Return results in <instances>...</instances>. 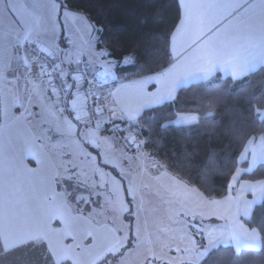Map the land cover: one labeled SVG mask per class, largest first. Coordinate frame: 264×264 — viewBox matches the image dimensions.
<instances>
[{
  "label": "crops",
  "instance_id": "1",
  "mask_svg": "<svg viewBox=\"0 0 264 264\" xmlns=\"http://www.w3.org/2000/svg\"><path fill=\"white\" fill-rule=\"evenodd\" d=\"M18 1L21 10L15 5V14L14 4L0 0V240L6 250L31 241L45 242L56 263L91 264L96 256L110 248L108 219L103 223L96 216L107 209L104 207L111 191L103 181L98 182L95 172L105 173L107 178L109 173L114 174L100 165L98 155L87 145L99 151L105 166L118 171L120 177L114 176L123 182L131 201L123 170L140 173L146 207L152 204L151 208L159 209L165 204L173 205L172 202L176 206L179 198L176 192L175 195L171 193L173 185H178L185 193V202L189 191L195 190L165 169L147 151L128 152L104 126L93 124L87 118L84 120V116L85 122L82 118L75 121L68 116L75 125L69 126L74 138L79 136L84 147L79 152L80 156L69 151L61 152L63 149L56 147L60 141L58 133L50 135L49 121L41 118L35 100L45 103L53 118H56L57 108L45 95L56 97L64 106L67 102L54 95L48 85L27 80L29 60L22 52V46L33 39H25L29 26L24 24L21 12H28L30 18L37 21V31L32 35L44 52L55 53V57L68 63L65 51L69 45L65 41L70 40L77 51L83 52L79 61H85L94 72L104 73L102 80L112 84L109 89L111 106L118 120L127 126L134 124L145 110L174 102L183 87L197 82H212L218 77L239 81L264 67V0H179L181 16L170 41L172 62L159 72L128 80L118 78L115 72L118 66L127 64L111 58L106 49L97 47L94 28L90 34L94 45L66 29L64 11L68 9H61L57 0L59 13L58 16L54 13L52 19L59 22L60 31L53 35L59 39L63 51L46 39H39L46 35L41 30L49 29L42 12L34 13L21 0ZM62 31L65 34L63 42L60 40ZM71 59L73 62L68 64L75 65L76 57ZM75 95L79 99L76 109L82 113L84 96L79 84L75 85L68 104ZM130 112L134 115L130 116ZM197 122L198 115L194 113H180L174 120L178 125ZM84 128L110 137L107 149L111 157H106L100 148L81 139L80 133ZM72 144L76 146L75 142ZM30 152L36 153L37 158L33 159ZM90 164H93V183L92 175L88 177L87 171ZM160 165L162 169H157ZM151 169L156 174H152ZM166 179L172 184L168 192L163 190ZM145 181L152 184L151 188L148 185L150 189ZM74 188H82L85 192L73 193ZM94 196L99 198L95 205L92 203ZM133 216L135 224L134 204ZM161 221L165 223V218L161 217Z\"/></svg>",
  "mask_w": 264,
  "mask_h": 264
},
{
  "label": "trees",
  "instance_id": "2",
  "mask_svg": "<svg viewBox=\"0 0 264 264\" xmlns=\"http://www.w3.org/2000/svg\"><path fill=\"white\" fill-rule=\"evenodd\" d=\"M61 9L83 14L94 27L97 47L106 49L110 57L122 61L131 56L133 62L116 68V76L128 80L159 72L172 62L171 36L181 16L179 0H57ZM60 40H65L64 31ZM75 89L66 99L68 101ZM264 109V67L239 81L220 78L212 82H197L181 88L174 102L145 110L128 130L139 132L143 149L160 162L165 169L208 198L228 195L238 160L252 137H264V119L258 110ZM180 113L198 115L192 125L174 123ZM1 122V97H0ZM126 126L125 123H122ZM106 131L112 132L104 127ZM95 152L100 165L115 176V168L105 166L99 151ZM247 164H243L245 166ZM264 179V163L251 172L241 175V180ZM129 205L125 220L130 230L124 250L108 254L97 264H105L112 257L120 261L124 251L134 247L133 204L125 187ZM250 228L258 230L261 237L259 249L231 245L213 247L199 264H264V196L244 220ZM0 264H71L56 263L45 242L31 241L12 249H4L0 240Z\"/></svg>",
  "mask_w": 264,
  "mask_h": 264
},
{
  "label": "rangeland",
  "instance_id": "3",
  "mask_svg": "<svg viewBox=\"0 0 264 264\" xmlns=\"http://www.w3.org/2000/svg\"><path fill=\"white\" fill-rule=\"evenodd\" d=\"M21 1L23 5L34 11V13L41 11L42 16L47 18L49 30L53 34L55 32L59 33L60 24L57 20L53 21L52 19L54 13L56 16H58L59 13V5L55 0ZM18 2L20 1L16 0L14 3L13 11L15 14V5L21 10V6H19ZM21 15L25 25L33 26L37 29V21H33L30 15H28V12H21ZM64 17L67 25L66 29L70 33L77 35V37L82 40L85 38L87 42L90 41V43L94 45V40L90 39L91 30H93L94 27L85 15L65 10ZM34 33H36V31ZM32 41L38 43L35 39L31 40V42ZM48 47V49L51 48L50 50L54 51L51 46ZM45 96L52 104H55L54 106L57 108L55 112H58L55 114L56 118H53L52 114L48 112L49 109L47 105L35 100L38 104L41 118L49 121L50 135L54 136L57 133L53 125L59 126L61 129L65 130L62 132L63 141L66 144L75 142L77 148L76 155L78 156L79 152L83 150L84 147L79 141V136L75 139L72 130L70 132L66 131L69 126H75L68 117L69 114L66 112V107L60 104L56 97L47 94ZM70 102L71 103L68 104V109L73 111V115H81L80 118L84 116V120H86L87 117L85 115L84 106L82 113L80 111L78 112L76 109L77 103L79 102L78 95H75ZM56 103L58 106H56ZM258 113L264 119V109L258 110ZM129 131L136 138V142H138V148L136 149V152H138L143 149V140L136 130L131 129ZM101 134L102 133L98 131L92 133L90 128H84L81 130L80 137L90 143L95 141V147L100 148L104 155L109 158L110 153L107 149V145L111 143L110 137L106 135L102 136ZM58 137L61 140L60 133H58ZM67 151V147L63 148V151L61 150V152ZM253 159L257 161L256 165H252L251 162ZM260 163H264V137H252L239 157L238 164L240 165L233 175L227 196L219 199L208 198L198 189L188 185L197 193H192L195 191H189L188 200L185 202L187 198L185 193L181 192L182 189L178 185H173L171 193L175 195L176 192V197L179 198L178 204L176 203L177 207L173 206L174 203L172 202L173 205L165 204L159 206V209L151 208L152 204L148 207H146V204L144 206V198L141 192L143 187L141 189L142 183L139 176L140 173L136 174L135 172L131 173L123 170V177L128 185V190L134 204L136 222L133 226V231L136 242L134 247L128 252L124 251L121 262L114 261V259L110 257L105 264H199L213 247L219 245H231L236 250H240L241 248L259 249L261 247V237L258 230L247 226L244 220L251 217L254 206L259 203L264 196V179L258 181L241 180V175L245 172H251ZM243 164L247 165L243 166ZM92 165L93 164H90L91 168H87V171H89L88 177L92 175L91 183L95 181L94 171L92 173ZM159 167L162 169L161 165ZM249 168H251V171L248 170ZM150 171L152 174H156L154 169ZM95 174H97L98 182L103 181L104 184L109 186L111 191V197H109L107 201L108 205L106 203L104 207L107 209L98 212L96 217L103 223L108 219V224H106L109 228L108 247L111 249L108 254H110L109 256L116 255L124 250V246L129 237L130 227L124 219V214L128 211L129 205L126 201V194L122 181L111 173H109L108 178L107 175L102 172H95ZM85 175H87L86 172ZM173 178L180 180L175 176H173ZM145 182L147 186L149 185L150 188L152 187L151 183ZM160 184L158 185L161 186L162 184ZM183 184L186 183L184 182ZM71 185L73 186V184ZM164 185L165 187L162 185L164 191L168 192V190L172 189V184L169 183L168 179L165 180ZM159 186L158 188H160ZM72 191L73 193L85 192L82 188H74ZM172 198L171 201L173 200ZM98 200L99 198L94 196L92 203H97L99 202ZM124 209H127V211H124ZM91 215L95 217L94 214ZM161 217L165 218V223L161 221Z\"/></svg>",
  "mask_w": 264,
  "mask_h": 264
},
{
  "label": "built area",
  "instance_id": "4",
  "mask_svg": "<svg viewBox=\"0 0 264 264\" xmlns=\"http://www.w3.org/2000/svg\"><path fill=\"white\" fill-rule=\"evenodd\" d=\"M28 57L27 80L48 85L51 92L65 101L74 85H81L84 96V109L87 119L93 124L107 127L116 137L118 144L128 152H136L138 142L116 117L110 103L109 89L100 74L92 71L85 61L68 64L50 53L44 52L36 41L22 46ZM160 169L159 166H157Z\"/></svg>",
  "mask_w": 264,
  "mask_h": 264
},
{
  "label": "snow or ice",
  "instance_id": "5",
  "mask_svg": "<svg viewBox=\"0 0 264 264\" xmlns=\"http://www.w3.org/2000/svg\"><path fill=\"white\" fill-rule=\"evenodd\" d=\"M16 2V0H9L10 4H14ZM37 31L36 28H34L33 26H29L27 29V34L25 36V39H36L35 36L32 35L33 32ZM43 33H46V35H41L39 37L40 40H48L53 47L57 48L58 50L63 51L64 49L60 46L59 43V39H57L53 33L49 30V29H43L41 30ZM66 45H69L67 51H65V58L67 59L68 63H72L73 60L71 59L73 56L76 57V62H79V56L83 55V52L81 51H77L75 46L72 45V41L70 40H66L65 41ZM51 55H55V53H50ZM110 55V53H109ZM123 62L128 64V63H132L133 62V58L131 56H126L123 57ZM104 73L100 74L101 79H103ZM130 116L134 115V113L130 112L129 113ZM73 120L75 121H79L80 117L78 115H74L72 117ZM55 131L57 133L61 134V140L59 142H57L56 147L63 149L64 147H67V150L71 153H73V155L75 156L76 152H77V148L76 146H74L71 143L65 144L62 138V132L65 131L63 129H61L59 126L53 125ZM66 131L70 132L71 128L69 127L68 129H66ZM93 147L96 146L95 141L91 142ZM29 155L33 158L36 159V153L34 152H30ZM252 165H256L257 161L255 159L252 160ZM249 171H251V168L248 169ZM124 211H127V209H124ZM91 236V234H89ZM111 249L106 250L105 252L100 253L98 256H96L92 261L91 264H97V261L103 260L105 258V256L108 254V252H110Z\"/></svg>",
  "mask_w": 264,
  "mask_h": 264
}]
</instances>
